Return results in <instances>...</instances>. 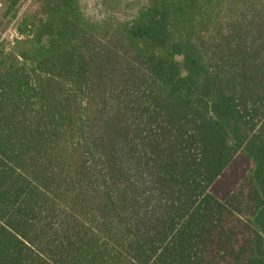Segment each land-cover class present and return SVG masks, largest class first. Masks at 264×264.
Returning <instances> with one entry per match:
<instances>
[{
  "label": "trees",
  "instance_id": "trees-1",
  "mask_svg": "<svg viewBox=\"0 0 264 264\" xmlns=\"http://www.w3.org/2000/svg\"><path fill=\"white\" fill-rule=\"evenodd\" d=\"M39 4L0 46V264H264V0Z\"/></svg>",
  "mask_w": 264,
  "mask_h": 264
},
{
  "label": "rangeland",
  "instance_id": "rangeland-1",
  "mask_svg": "<svg viewBox=\"0 0 264 264\" xmlns=\"http://www.w3.org/2000/svg\"><path fill=\"white\" fill-rule=\"evenodd\" d=\"M2 6L0 7V46L11 45L14 39L17 38L15 33L16 26L21 20V18L35 14L39 11L40 4L39 0H20L18 5L15 7V12L17 13V18L12 20L13 11L10 9L11 2L9 0H0ZM83 9L86 14L93 18H98V16H103L104 11L100 7V0H82ZM121 3V0H120ZM123 7L118 13V17L130 16L134 13L133 10H128V4H135L137 0H122ZM254 169V164L244 155H238L234 161L231 163L229 168L224 172V174L218 179L211 189V193L215 195L219 200L225 202L227 201L235 192L241 191L245 195L248 194L250 189L249 176ZM227 226H229L232 231L233 243L232 248L239 249L250 236V231L248 228L241 226L236 223L234 216L227 217ZM229 248L228 254L234 250ZM223 251L214 249L212 254L214 259L211 264H231L232 260L227 258L224 261ZM227 254V250H226Z\"/></svg>",
  "mask_w": 264,
  "mask_h": 264
},
{
  "label": "built area",
  "instance_id": "built-area-1",
  "mask_svg": "<svg viewBox=\"0 0 264 264\" xmlns=\"http://www.w3.org/2000/svg\"><path fill=\"white\" fill-rule=\"evenodd\" d=\"M16 35H17V38H20V36L17 34V31H15Z\"/></svg>",
  "mask_w": 264,
  "mask_h": 264
},
{
  "label": "water",
  "instance_id": "water-1",
  "mask_svg": "<svg viewBox=\"0 0 264 264\" xmlns=\"http://www.w3.org/2000/svg\"><path fill=\"white\" fill-rule=\"evenodd\" d=\"M2 6L1 2H0V7Z\"/></svg>",
  "mask_w": 264,
  "mask_h": 264
}]
</instances>
